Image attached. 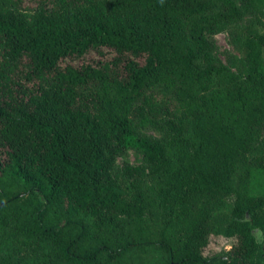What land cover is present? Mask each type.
I'll use <instances>...</instances> for the list:
<instances>
[{"label":"trees","instance_id":"1","mask_svg":"<svg viewBox=\"0 0 264 264\" xmlns=\"http://www.w3.org/2000/svg\"><path fill=\"white\" fill-rule=\"evenodd\" d=\"M255 230L264 0H0V264H264Z\"/></svg>","mask_w":264,"mask_h":264},{"label":"rangeland","instance_id":"2","mask_svg":"<svg viewBox=\"0 0 264 264\" xmlns=\"http://www.w3.org/2000/svg\"><path fill=\"white\" fill-rule=\"evenodd\" d=\"M262 17L260 13L252 12L246 14L240 21L231 23L227 28L221 32L215 33L209 36L210 41L214 47V53L217 55L224 63H230L233 57H239L240 53L238 47L235 43V34L240 30L244 29L249 23L260 22ZM140 132L144 136L161 137L165 134L164 127L158 128L154 125L148 127H140ZM125 165H130L132 167L138 168L141 171H145L146 162L142 156V153L133 148H127L123 150L116 157L115 169L123 170ZM232 202V197H228L225 201V205L222 210L228 212L230 209V203ZM255 236L258 240H263V235L260 230L254 231ZM264 241V240H263ZM233 242L232 238L225 237L220 233L211 232L208 235V243L204 249L205 255L215 256L225 250L229 249ZM264 252V243H263Z\"/></svg>","mask_w":264,"mask_h":264}]
</instances>
